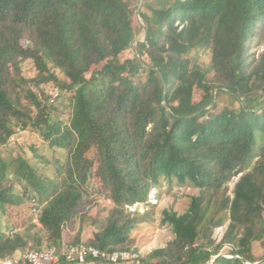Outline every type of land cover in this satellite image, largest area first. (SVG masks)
I'll return each mask as SVG.
<instances>
[{
	"label": "trees",
	"instance_id": "obj_1",
	"mask_svg": "<svg viewBox=\"0 0 264 264\" xmlns=\"http://www.w3.org/2000/svg\"><path fill=\"white\" fill-rule=\"evenodd\" d=\"M166 2L168 7L146 14L138 10L140 0H0V145L17 128L65 153V165L48 178L40 173L44 161L18 156L13 175L24 183L22 195L8 178L13 161L0 156V211L42 200L35 223L0 233V259L79 244L136 252L130 233L150 215L128 213L126 206L147 203L161 180L176 179L200 193L183 214L162 211L161 224L171 228L173 239L141 262L264 260V225L257 230L264 213V0ZM136 13L145 26L144 43L134 39ZM196 47L209 50L212 80L199 77L197 68L185 71L183 56ZM132 48L146 52L153 65L123 58ZM26 60L37 73L30 79L19 72ZM92 67L98 68L84 79ZM49 83L58 89L53 103L42 89H32ZM196 88L203 92L198 103L192 99ZM220 94L237 106L210 115ZM93 138L100 140L99 174L110 189L104 219H90L86 211ZM88 219L101 225L81 243L82 228L71 232L68 226ZM224 225L225 235L216 241L213 231ZM253 242L262 247L259 257L252 254ZM224 246L239 259L218 257Z\"/></svg>",
	"mask_w": 264,
	"mask_h": 264
},
{
	"label": "rangeland",
	"instance_id": "obj_2",
	"mask_svg": "<svg viewBox=\"0 0 264 264\" xmlns=\"http://www.w3.org/2000/svg\"><path fill=\"white\" fill-rule=\"evenodd\" d=\"M140 5L138 10L143 11L147 14V9L152 10H160L165 7H168L166 0H147L146 2L140 0ZM137 5V3H136ZM142 23V19L136 13L134 26L135 30V40L144 41L146 30L145 26ZM179 23H176L178 25ZM184 25V24H183ZM141 27V28H140ZM179 28L182 27V24L178 25ZM144 43V42H143ZM255 51V48L252 45L247 47V52L251 54ZM261 52V46L257 48V53ZM123 58H133L136 57L141 59L149 66H152L153 63L150 62L148 55L144 51H140L138 48L127 49L123 52ZM183 63L185 64V71L193 72L195 68L200 70V76L204 75L203 79L212 80L213 76L215 75L210 70V53L207 48L204 47H196L183 56ZM98 67H92L89 72L84 74V79H89L92 72ZM194 68V69H193ZM13 72H15L13 70ZM21 76L25 79H30L36 76V69L32 61L26 60L22 62L20 65ZM142 79H145V76H142ZM18 84L21 87H25V83L22 80L18 81ZM34 91L40 94V90L42 89L46 96H50V93H55L58 89L51 83L42 85L41 88L32 87ZM172 93V91H171ZM193 101L198 103L202 99L203 92L196 88L193 91ZM69 95L67 94L66 97ZM212 103H217V106L210 111V115L219 113L223 108L235 109L237 103L227 94H220L219 96L213 97ZM206 102H203L201 105H205ZM261 102V101H260ZM246 103V99L244 100ZM263 105V102H261ZM56 107L59 108V105L55 104ZM207 106V105H206ZM209 108L205 109V113H207ZM175 113L179 115H187L189 114L188 111L183 110H176ZM60 114V112H59ZM67 112L63 109L62 117L66 118ZM208 115V116H210ZM206 118V116L204 117ZM205 123V119H199V122ZM66 122V120H65ZM150 128V127H149ZM13 137H11L5 145H0V156L5 160L7 163H12L9 165L8 171L9 176L8 178L14 183V187L18 194L22 195V190L24 189V183L19 182L15 176L13 175L14 170V161L18 156L27 157L30 162L33 164L39 163L38 161H44L40 163L42 168L40 169V173H45L46 178L48 176L55 175V172L58 168L65 165V153L57 150L51 149L47 144H45L41 138L38 136L37 133L26 130L21 131L17 128ZM98 138H93L91 140L92 149L87 154L89 158L92 160V167H91V175L89 177L88 185L86 186L90 197V208L87 209L88 217L91 219L94 216L97 218L104 219L106 217V210L111 205V198H110V189L108 186L103 185L101 180V174H99V157L101 153V149L99 148ZM46 161V162H45ZM60 179V177H59ZM62 179V178H61ZM238 178L233 179L230 183H228V192L231 193L234 183ZM61 181V180H60ZM160 186L156 189H151L148 195V204L147 203H139L140 205H134L135 211H129L127 208L128 213H139L143 214L145 212H149L150 221L141 223L135 228L131 233L130 236L133 239L132 249L137 250L136 252L140 255V258H146L150 255V253L157 249V248H164L168 245L173 239V234L171 228L167 225L161 224V219L163 217L162 211L168 210L170 212H175L177 214H183L188 209L190 204V198L192 196H196L200 193L199 189L190 186L189 184H180L176 179L172 180H161ZM26 198V196H23ZM37 202H41L42 200H36ZM41 204V203H40ZM42 206V205H41ZM133 206V205H132ZM32 200L30 202L26 201L22 203L19 207L16 206H9L5 205L4 212L0 211V233L9 234L8 228H13L12 230H23L26 226L30 223H35L37 220V215L32 212ZM88 219L82 226L76 221L71 226H68V229L71 232L78 231L82 228L81 234V243L86 241L87 238L91 236V231L93 230L92 227L98 228L100 225L92 226L90 224L91 220ZM99 220V219H98ZM264 223L258 224L257 230L263 228ZM226 225L220 228H216L213 231V237L216 241H220L222 236L225 235L226 232ZM256 230V231H257ZM72 235L68 234L69 238H73ZM240 234L238 235V237ZM255 247V252L257 257L262 254V247L258 242H253ZM225 248V246H224ZM227 251H230V248H226L225 254ZM155 259L148 260V263H154ZM120 264H145L143 262H126Z\"/></svg>",
	"mask_w": 264,
	"mask_h": 264
},
{
	"label": "built area",
	"instance_id": "obj_3",
	"mask_svg": "<svg viewBox=\"0 0 264 264\" xmlns=\"http://www.w3.org/2000/svg\"><path fill=\"white\" fill-rule=\"evenodd\" d=\"M58 92L50 93L49 102L53 103L58 97ZM134 205L139 206V203ZM133 206H126L129 211H135ZM32 212L38 214L42 208L41 204L35 199H32ZM262 222L264 223V213L262 215ZM225 248H230L225 246ZM225 257H234L226 255ZM237 257V256H235ZM140 255L133 251H114L107 252L97 249L94 246L79 244L75 246H64L59 251L50 247L40 251H28L19 254L15 257H6L0 259V264H57L63 262L66 264H85L88 260L100 261L106 264H120L126 262H137Z\"/></svg>",
	"mask_w": 264,
	"mask_h": 264
},
{
	"label": "crops",
	"instance_id": "obj_4",
	"mask_svg": "<svg viewBox=\"0 0 264 264\" xmlns=\"http://www.w3.org/2000/svg\"><path fill=\"white\" fill-rule=\"evenodd\" d=\"M251 251H252V254L254 255V256H256L257 257V254H256V252H255V247H254V244H252L251 245ZM225 252H226V248H223V252L218 256V257H220V256H223V257H225L224 256V254H225ZM228 255H230V254H228ZM226 258H230V257H226ZM214 260V259H213ZM212 260V261H213ZM211 261V262H212ZM248 262V261H247ZM249 263V262H248ZM57 264H66V263H63L62 261L61 262H58ZM77 264V263H76ZM85 264H106V263H103V262H100V261H92V260H88ZM213 264V263H212ZM250 264V263H249Z\"/></svg>",
	"mask_w": 264,
	"mask_h": 264
},
{
	"label": "water",
	"instance_id": "obj_5",
	"mask_svg": "<svg viewBox=\"0 0 264 264\" xmlns=\"http://www.w3.org/2000/svg\"><path fill=\"white\" fill-rule=\"evenodd\" d=\"M244 264H249L245 259H240ZM214 262V260L210 263L212 264ZM264 263V260L261 261V262H258V263H254V264H263ZM251 264V263H250Z\"/></svg>",
	"mask_w": 264,
	"mask_h": 264
},
{
	"label": "clouds",
	"instance_id": "obj_6",
	"mask_svg": "<svg viewBox=\"0 0 264 264\" xmlns=\"http://www.w3.org/2000/svg\"><path fill=\"white\" fill-rule=\"evenodd\" d=\"M226 255H228V254H226ZM231 255V254H230ZM232 256H234V257H231V258H237V259H239V257L237 256V257H235L236 255H232Z\"/></svg>",
	"mask_w": 264,
	"mask_h": 264
}]
</instances>
